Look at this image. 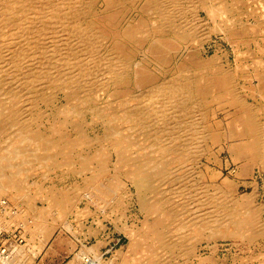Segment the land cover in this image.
Here are the masks:
<instances>
[{"label":"rangeland","instance_id":"374dc122","mask_svg":"<svg viewBox=\"0 0 264 264\" xmlns=\"http://www.w3.org/2000/svg\"><path fill=\"white\" fill-rule=\"evenodd\" d=\"M0 1H1L0 6L2 5L0 8V21H1L0 24L3 25L2 24L3 20H1V18L3 19L4 16L7 14V17L5 16L4 20L5 19L6 20H11V19L16 20L19 17L21 20L19 19L16 21H18V24L20 26H21V24H24V20H22V19L25 16L23 14H26V13L22 14L19 11H16L17 9L19 10V8L22 7L19 4L24 5L23 6L24 7L23 12H28L26 15H28L29 13L32 15V14H35L32 12L33 8L35 6H37L38 5L37 2H39V0H37V2L35 0H30V1L27 0L25 3H22V0H15V1H13V0H0ZM19 1H21V2H19ZM53 1H55V0H52V2L50 0H47L46 2H48V4H46V5L59 4V0H56L57 2H55V3ZM110 1L111 0H89L88 2H85V4L86 5L88 4V5L83 6V8H84L83 12L78 13L77 16H75L76 13L73 15V16L77 17V20L75 18V21L73 22L74 17H71L72 18L71 23H73V24H71L69 26L68 25H64V26L63 25L62 26L57 25L60 23V21H59L60 19H58L59 15L57 13H55L54 15H55V18L58 16L56 18L58 21H56V19L53 18L54 15L52 14L50 16V19L47 18L44 22H41L43 19L41 20L39 15H35V17L32 18V16L29 14V17L31 20V23L29 25L30 30L28 29L29 30L28 31L27 29H25L24 31H22V29H21V33H20V30L19 31L17 30L18 32L15 31V34L20 33L22 36H23V33H27V34H25L24 37H22L20 34L19 35L17 34L14 36L15 40H14V42H12L14 44V45L12 44L14 47L10 46L11 48L14 49V51L12 49V52H11V51H9L11 48L9 49L8 46H5L2 43L0 44V55H1L0 56V131L3 130L0 133V157L2 156V154L5 153L8 146L13 142L14 138H12V135L14 137L18 132V130L16 129V125H14V123H12L10 118H9V114L11 112H14L16 110L18 111V106L20 107V110L22 111L21 118L24 117L21 120L22 122L24 121L23 123H25V124L28 123V125L31 124L29 126L31 129L37 130V131L41 132L42 134H44V133L51 134L52 133V135H54V138L58 137V134L60 132H62L63 135H66V137L71 139L73 137L72 125L77 124L80 127L82 126L81 129H83V130H81V132L83 134H85L87 136V138L105 140L103 131H105L106 127H110L112 125V124H110L109 119H111V120L112 119H122L120 121H117L118 124L116 122V126H117L118 130H121L122 132L124 131L123 133H125L126 135L129 136L130 142L131 141L135 142V144L132 146L133 148L130 147L128 150L129 153L131 152L132 154L128 155V153H127V155L130 158H134V157H137V155H139L138 157L139 158L141 157V159L150 156V154L154 155L155 153H153V152L157 149V147L159 145H162V139L165 142H169L170 139H169V137H167V135L171 134V132H168L167 135L160 134L159 129L156 127L157 123H155L157 121V117L153 113L147 114V112L145 110H143V109L147 108L146 107L147 105L145 106V108L143 106L144 99L148 98L150 96V94L154 91L153 87H156L158 85V86L162 87L163 89L164 88L170 89L172 91V93L174 92L173 93L174 96L178 97L179 100L182 99L181 100L182 104H180V101L178 104L180 105V107L182 106L183 109H185L184 115L182 113L184 119H182L181 117H177L178 115H177V113L176 114L174 113V112H176L174 110H173L174 112H172V113L168 112L166 114V115H168V116H166L168 118V121L166 123L169 125L168 126L169 130H171V128H172L171 124L174 123L175 118H177L176 123H179L180 120L185 122L184 124L180 123L181 125L179 126L180 131L184 134L183 136H180V134L182 135L181 132L177 133L178 129L176 130L175 126L172 128L174 131V134H176L175 136L179 135L178 138H180V137L184 138L183 140L178 139L177 141H175L176 144L178 146H180V144H181L182 145L181 147L185 148L189 144V142L187 140H190V142H191L190 147L188 146L189 148H186V150L189 154L194 153L193 155H195V157H198L197 162L199 165H201V163H202V167L206 166L207 172L209 173V175L208 174L206 175L207 176L206 179L208 181V184H210L211 188H214V187L217 188V186H221V183H226V185H225L226 187L224 186L225 187L224 188L225 194H220V196H219V194H217L216 192H213L211 189V192H210L211 196L215 197V199L216 200L218 199L219 201L221 200V198L223 199L225 197L226 201L230 202L232 198H234V199L238 198L239 199V197L242 198L244 196H249L252 193L253 195L251 194V196L254 198V201L256 200L255 204H257V207L260 206V208L263 209L264 207H262V206L264 205V169H262L261 167L259 168L260 163H258L259 165H257V167L254 164H252L251 166L249 165L251 168L248 169V167H249L248 166L247 167L248 170L247 169L245 170V168H243L244 167L243 165H245V163L248 159H246V156H242V158H241V156H235V154L233 153V149L231 147L232 144H230L234 140H232V139L229 140L227 138L229 140V141H227V139H226V137H228V136H226V134L228 133L226 125H228V123H231L232 120H233L232 123L234 121L239 123L238 120L241 119L240 118L241 113H239L240 114L239 115L238 112H240V110L239 109L237 110V108H235L233 106L226 105V104H222L219 106L218 102H216V101L217 100L220 101L222 97L221 98H216V97H217V95H218V97H220L221 95L222 96L225 95V94H223L224 93L223 88L220 86V83L218 81L223 76V74H226L227 72L229 74V72H230L229 75H231V78L238 76V78L231 79V81H234V83L238 84L237 85V84H234L232 82L235 85V86L233 85L234 90L236 91L235 93H237L240 96L239 98H241L242 101H245V103L247 102L246 104H250V105L252 104L254 106H256V104H257V106L261 105L262 103L264 104V101H263L264 100L263 99L264 94H262V93L259 94L260 92H264V86H263L264 85V51H263L264 50V38H263V36H264V31H263L264 30V26H263L264 25V11H263L264 10V8H263L264 7V0H254V1L248 0L246 4H244V3H243L244 5L241 4L242 7L236 9V12L240 13V16H238V17L242 21L241 24H243L244 26H247V27L254 25L256 27L255 32H251V33H248L246 35L247 32L245 33L244 31H241V32L235 31V33L233 32L232 35H227V36L225 34L221 35V33H223V32L218 31V28L223 26V24L220 23L221 22L220 18L214 17L211 20V17H208L204 10H199L200 11L199 12V11H195L193 9V11H191L192 10L191 5L190 6L187 5V8H189V9H187L186 6L183 5L182 12L185 11V13L180 15L182 18L180 16H170V18L172 19L171 20L169 17H165V19L171 25L168 24L169 32L163 33L160 30L161 26L156 24L157 23L156 20L158 19L157 18L158 14H156L157 11L154 10V2H153L154 0H151V1L150 0H143V1L142 0H124V1L123 0H117L118 2L116 0H112V2H110ZM195 1L197 2L199 0H195ZM249 1H251L252 3ZM35 2H36V4H35V6H33ZM73 2H75V1H73ZM227 2H228V0H225V3H227ZM229 2H230V0H229ZM113 3H114V5H113ZM25 4H27L28 7L32 5L31 6L32 9H31V7L28 8L27 5H25ZM18 5H19V7H18ZM247 5H249L248 8H247ZM260 5L262 6V9H261ZM4 6H5V9H4ZM150 6H151V8H150ZM13 7H15V8H13ZM143 7H146V9ZM148 7H149V9H148ZM251 7L253 9H251ZM258 7H260V8H258ZM184 8H186V9H184ZM243 8H245V9H243ZM91 9H93L94 11H92ZM254 9H255L256 13H254V11H253ZM60 10H61V12H63V8L62 9L60 8ZM118 10H120V11L118 12ZM89 11L91 12V14ZM92 12H94V13H92ZM12 13H15V14L17 13V14L13 15ZM85 13L87 16L85 15ZM196 13H197V15H195ZM145 14L147 16H144ZM198 14H199V16H198ZM204 14H205V16H204ZM247 14H248V16H247ZM254 14H255V16H254ZM17 15H19V16H17ZM250 15L252 16V18H250L251 17ZM261 15H263V16H261ZM137 16H138V18H137ZM190 16H192V17H190ZM63 17L65 19V16H62V18ZM78 17H80L81 20ZM102 17H104V18H102ZM238 17H236V18L231 17V18L237 20ZM108 18H109V20H107ZM191 18H194V20ZM116 19L117 20L119 19V20L116 21ZM137 19L139 21H137ZM32 20H34V21H32ZM79 20H80V23H79ZM103 20H104V22H103ZM106 20L109 23L105 22ZM92 21L95 23H93ZM136 21H137V23H136ZM180 21H182V22H180ZM188 21L197 22V27H192L191 25L190 26L186 25L187 26V28H186L185 22L187 23ZM202 21H206V22H202ZM255 21H257V22H255ZM20 22H21V24H20ZM37 22H38V24H37ZM56 22H58V23L56 24ZM115 22H116V24H115ZM118 22H120L119 23L120 25L118 24ZM140 22L143 23V25ZM179 22L182 24H180ZM198 22L200 24H198ZM235 22H237V21H235ZM52 23H54L55 25L53 24L54 25L53 26ZM74 23L77 27L74 25ZM84 23H85V25H84ZM178 23H179V25H178ZM258 23L260 24V26ZM79 24H81V25H79ZM92 24L93 25L95 24V25L93 26ZM1 25H0V34L2 31V28H4V25H3V27ZM51 25L53 26V28ZM72 25H74V26H72ZM78 25L80 26L81 30L78 28ZM106 25H108L109 27H107ZM129 25H130V27H129ZM181 25H182V27L184 26L183 28H186V30L183 29L182 27H180ZM20 26H18V27H20ZM104 26L107 27L109 29V30L108 29L107 30L110 32H108L106 30V28H104ZM213 26H214V28H216V31L208 32V35L206 34L208 39L205 40L204 45H203L204 47H202V45L199 47L200 44L198 45L196 42L199 40L201 34L203 35L202 32H205L206 30L208 31L211 28L213 29ZM36 27H38V28L35 30H32ZM42 27L45 29L50 27L53 30H54V28L55 29L61 28L63 33L62 32H61L62 34L60 33L61 35H59V36H61V37H59V36H57V37L63 39V38H66L67 36H71L70 37L71 39L69 42L71 44H70L69 48H65V47H67L66 46L67 44L65 45V43L63 41L60 42V40L57 37H56L57 39L55 38L56 40L55 39H49L50 33L46 32V31L44 32V30H42ZM64 27L69 28L68 30L71 33L69 34L68 30H64ZM87 27L90 29H88ZM101 27L103 28V31L101 30L102 29ZM260 27H261V29H260ZM13 28L15 29L16 27H12L11 29L14 30ZM85 28H86V30H85ZM172 28H174V29H172ZM190 28H192V29H190ZM72 29H73V31H72ZM94 29L98 32L96 33V31ZM121 29L124 30L122 32H126V33H122L123 35L120 34ZM36 30H38V31H36ZM40 30H42L41 32H43V33L41 34V32H40V34L38 35ZM119 30H120V32H119ZM137 30H139V31L137 32ZM8 31H9L8 36H10V35L12 36L13 33L11 34L10 30H8ZM207 31L205 33H207ZM65 32H68V33H65ZM89 32H91V33H89ZM118 32H119V34H118ZM176 32H177V34H175ZM256 32H258V33H256ZM260 32H262L261 37L259 36ZM64 33H65V35H63ZM72 33H74L75 35L74 34L71 35ZM76 33H77V35H76ZM106 33L108 34V36L109 35L110 36L108 37ZM113 33H116V34L114 35ZM255 33L257 34V36ZM85 34H87V35L85 36ZM100 34L101 35L103 34L102 37L100 36ZM165 34L167 35V37ZM209 34H211V35H209ZM235 34H237V35H235ZM78 35L80 37H78ZM251 35H253V36H251ZM87 36H89V38ZM106 36L109 39H107ZM126 36L127 37L129 36V37L127 38ZM141 36H143V37H141ZM169 36H171V37L174 36V37H172V38L170 37L171 38L170 39V38H168ZM183 36H185L186 38L184 39ZM191 36H192V38H191ZM21 37H22V40H21ZM32 37H33V39L34 38L35 39L34 40L31 39ZM37 37L39 40L37 39ZM163 37H166V38H163ZM193 37H195V38H193ZM225 37H227V38H225ZM24 38H27L29 41L25 40ZM72 38H74V39H72ZM112 38H117L116 40H117L118 44L115 43L116 40L115 39L113 40ZM232 38H233V40H232ZM36 39H37L38 43L36 42ZM81 39L84 41H82ZM85 39L87 41L91 40L92 42L91 41L86 42ZM92 39H94V40H92ZM120 39H122V41ZM150 39H157V40L159 39L158 41H160L162 44L165 43L163 45L170 44V45H167L168 49L170 50L169 51L170 53L168 51H166L165 49L161 48V46H159L158 44L152 46L150 44ZM167 39H168V41L172 42V44L169 43L168 41H166ZM74 40L76 43H73ZM110 40L112 43L110 42ZM129 40L132 43V46H130L131 43L129 44ZM133 40H135V41H133ZM162 40L164 42H162ZM182 40H183V42H182ZM27 41H28V43H27ZM77 41L80 44H77L78 43ZM19 42H21V43H19ZM51 42L54 43V45ZM96 42H99V43L96 44ZM173 42H175V43H173ZM176 42H178V43L176 44ZM35 43H37V45L41 44L40 46H38V47H40L38 50H37L38 47L36 46ZM82 43H85L86 46L81 45ZM17 44H19L20 48L19 47L18 48L21 49V52L17 50L18 49V48H16ZM26 44H27V46H26ZM28 44H30V45L28 46ZM42 44L45 46H43ZM49 44L53 47L51 48ZM232 44H234V45H232ZM71 45L73 47H71ZM89 45L90 46L92 45L91 49L89 48L90 47ZM195 45H196V47H195ZM41 46H43L44 50L41 49L42 48ZM62 46L64 47V50L68 49L70 52L65 53V51L62 49L63 48ZM80 46L85 47L86 51L91 50L88 52H93V50L95 49L94 52H96V53H94V52L93 53L95 54V56H97L99 58L100 61L98 60L99 62H97L95 64V66H91L90 65L91 62L89 60H87L86 54L84 52L80 51V48H81ZM94 46L95 47L97 46V47L93 48ZM234 46H236V47H234ZM49 47L53 50V52H52V50H50ZM57 47H58V49H56ZM177 47H178V49H177ZM30 48H31V50H29ZM92 48H93V50H92ZM153 48H154V50H153ZM260 48H263V49H260ZM1 49H3V50H1ZM15 49H16V51H15ZM32 49H34V50H32ZM54 49H56V50H54ZM60 49H62L63 51ZM96 49H98L99 52ZM126 49H128L130 52L128 50L125 51ZM198 49H199V51H198ZM203 49L205 50V52ZM4 50L7 51V52H5V53H7V55L3 54ZM192 50L195 52L193 53ZM248 50H249V52H250V50L251 51L253 50V51L250 52V54H249L247 52ZM57 51H58V53H57ZM71 51H73V52H71ZM17 52H19V53H17ZM36 52L39 54L36 55ZM41 52L43 53V56H41L42 55ZM172 52H173V54H172ZM9 53H14V54L17 53L19 56L20 55L26 56L28 54L29 56L27 55L28 58L27 57L25 58V56H23V57L20 56V57L16 58L18 61H20V63L14 65V64H9V61L11 59L10 57H8ZM46 53L49 55H47ZM67 54H68V58L66 56H64ZM110 54L115 55V56L113 55L114 57L111 58V65L112 66H108L109 64L108 65L106 64L107 61L109 63V60H110L109 58L112 57ZM3 55H4V58H3ZM53 55L56 57H54ZM117 55H118V57H117ZM5 56H6V58H5ZM194 56H196V58L198 60H196ZM1 57H2V59H1ZM21 57H22V59H20ZM116 57L118 58V61H120L121 64H123L122 65L123 67L122 68L120 67V72H119L120 76L122 75L121 81H118V79H117V78H121V77H119L117 75V72H116L117 68H118L117 64L115 63V62L118 63ZM151 57L152 58L154 57V58L152 59ZM186 57H188V58H186ZM212 57L216 58L217 60H213ZM62 58L68 59V60L70 59V62L67 60L64 61ZM193 58H194V60H193ZM202 59L204 62L202 61ZM6 60H8V61H6ZM40 60H41V62H40ZM21 61H23L24 63ZM183 61L185 62V64L182 63ZM28 62H30V63H28ZM67 62H68V64H67ZM198 62H200V63L198 64ZM216 62H218V63H216ZM21 63H23V64H21ZM129 64H130V66H129ZM176 64H177V67H176ZM213 64H217V66H215L216 67L215 69L212 66ZM181 65H182V68H181ZM189 65H191V66H189ZM207 65H208V67H207ZM114 66L117 68H114ZM201 66H202V68H200ZM234 66H236L238 68H236ZM78 67H80V68H78ZM164 67H166V68H164ZM221 67H223V68H221ZM11 68H13V69H11ZM17 68H19V69H17ZM111 69H112V71H111ZM113 69L116 71L113 72L114 71ZM219 69H221V70H219ZM175 70H177V71L175 72ZM197 70L198 71L202 70V71H204V73L201 71V74H200ZM222 70L223 71L226 70V71L222 72ZM233 70L235 71L234 72L235 76L233 74ZM236 70H238V71H236ZM246 70H248V71H246ZM25 71H28V72L25 73ZM75 71H78V72H75ZM124 71H126V73ZM142 71H143V73H141ZM256 71L258 72V74ZM14 72H15V74H14ZM22 72H24V73H22ZM110 72H111V74H110ZM168 72H170V74ZM197 72H198V74H197ZM219 72L222 75L219 74ZM237 72H239V74H237ZM51 73H53V75ZM107 73H108V75H107ZM43 74H45V75H43ZM132 74L135 76V78H136V76H138L140 78L146 74L147 75L151 74V76H149L148 80L150 82H152L151 83L152 86L149 82V83H147L148 86L145 88L144 87H142V88L136 87L135 86L136 80ZM203 74H205V75L203 76ZM200 75H202L203 77H201ZM206 75H207V79L205 80ZM243 75H245V76H243ZM27 76H29L30 78ZM196 76H198V77H196ZM24 77H26V78H24ZM43 77H44V79H43ZM129 77H131V78H129ZM151 77H152V80H151ZM190 77H191V79H190ZM27 78H29L30 80L29 79L27 80ZM210 78H211V80H209ZM6 79H8V81ZM31 79H33V81ZM36 79H38V81ZM4 80H6V81L4 82ZM130 80H131V82H129ZM133 80H135V81H133ZM187 80H188V82H187ZM29 81H31L33 83H31ZM115 81H117V82H115ZM208 81L210 83L212 81V83L210 84ZM154 82H155V84H154ZM194 82L195 83L197 82V83L195 84ZM261 82H263V85ZM192 83H194L195 85H193ZM197 84H198V86H196ZM207 84H209V85H207ZM67 85H68V87H67ZM258 85L260 86L261 90H260ZM15 87H16V89H15ZM107 87H108V89H107ZM121 87H122V89H121ZM171 87H173V88H171ZM185 87H186V89H185ZM211 89H213V90H211ZM244 89H246V90H244ZM242 90H244V91H242ZM259 90H260V92H259ZM193 92H195V94ZM209 92H211V93H209ZM251 92H253V94ZM73 93H76V94L74 95ZM119 93H121V94H119ZM257 93H258V95H257ZM26 94H29V95H26ZM207 94L210 96V98ZM254 94H255V96L256 95L257 96L255 97ZM120 95L122 97L123 96L124 97L120 98L121 97ZM213 95L214 96L216 95V97H214ZM14 96H16L18 98L17 99V102L19 104L18 106L12 105V103H11V99ZM194 96H195V98H193ZM204 96H205V98H204ZM253 97H254V99L252 100ZM29 98H30V100H29ZM68 98H70V99H68ZM187 98L188 99L190 98V100H188ZM207 98H209L208 101H206ZM214 98H216V99H214ZM32 99H33V101H32ZM204 99H205L206 103L204 102ZM210 99H212V100H210ZM260 99H261V101H260ZM23 100H25V102ZM70 100H72V104L74 106L73 110H71L70 106H67V104H66L67 101L69 102ZM194 101H195V105H193L194 103H191ZM200 101H201V103H200ZM212 101H214V102H212ZM31 102H33V104ZM207 103H208V105H206ZM54 104H55V106H54ZM116 104H117V106H116ZM187 104L190 105L191 111L187 110V108L189 107ZM111 105H113V107ZM228 106H229V108H228ZM134 107L140 108L142 113L145 112L144 116L140 115L141 117H139V114L136 113L137 111H135V109H137V108L134 109ZM165 107L164 108L166 109V111H168L167 109H169V108L167 106H165ZM184 107H186V108H184ZM196 107L198 108L199 111H197V110L194 111L196 109ZM207 108H209V109H207ZM206 109H207V111H206ZM222 109H223V111H222ZM226 109H227V111H226ZM131 110H132V112H131ZM133 111H134V113H133ZM206 112H207V114H206ZM231 112L234 113V115ZM202 113H204L203 114L204 116L203 115L201 116ZM195 114L196 115L199 114L200 117H203V119L201 118L202 121H200V119L198 118L199 116H195ZM147 116H148V118H147ZM179 116H181V114ZM37 117H38V119H37ZM193 117H196V118H193ZM153 118L155 119V121L152 120ZM169 118H171V119H169ZM189 118H192V120H188ZM260 118H261V120H264V115L262 117L259 116V119ZM31 119H34V120H32L33 123L30 121ZM131 119H134L135 121L131 120ZM193 120L195 122L194 123L195 125L192 123ZM195 120H197V121H195ZM198 121H200L201 124ZM203 121H205V122H203ZM218 121H220V122H218ZM196 122L198 123L199 126H196V124H197ZM8 123H11V124H8ZM61 123H62V125L60 126ZM119 123H120V125H119ZM189 123H191V126H189L190 125ZM216 123L217 124L219 123L218 126L221 129L218 127H216V129H215L214 126H217ZM3 125H6V127L5 126L3 127ZM206 125H207V127H206ZM31 126H33V128ZM131 126H134V127H131ZM183 126H185V128H187L186 131H182L183 129L185 130V128ZM200 127L202 128L203 131L201 130ZM127 128H128V130H127ZM212 128H214V129H212ZM153 129H155V130H153ZM190 129L195 130V132H192L193 130L190 132ZM205 129H207V130H205ZM211 129H212V131H211ZM200 130L203 134L207 133V135H209L207 138H204L201 140V143H204L202 145H201L200 141L198 143V140L196 138L195 139L193 138V137H195L194 133H195V135H197ZM217 130H218V132H217ZM184 132H186V133H184ZM192 134H193V136H192ZM172 135L173 134H171L170 136H172ZM187 135H189V137ZM218 135H220V136L218 137ZM155 136L157 138H155ZM210 136H215L216 140L212 141L211 139H209ZM129 138H128V140H129ZM236 138H239V137L236 136ZM109 140H111V146H112V142L114 141V137L111 136V139H109ZM109 140L107 142H105V144L107 145L106 147L104 146L105 145L104 142H103V145H101V146L97 145V146L93 147L92 145H89V146L83 145L84 148L82 146L74 147L72 149V152L70 155H72L75 158L73 160H71L69 166L63 165L61 163V159H62L61 157L62 156L55 154L53 150H51L48 153L49 154L51 153L56 160L54 162L55 163L54 166L50 165L49 167H47V166L44 167L43 165H41V163H39L37 161H31L28 166H25V167L23 166V170L20 174L21 177H19L17 180L19 181V183L21 185L23 194L25 193L24 199H20L19 201H14V200H12V198L10 199L8 196H3V195H2L3 197H1L2 199L0 198V219H1L0 220V229H1L0 230V249L5 248V250L7 251V254H10V257H11V255H13L12 254L13 251L17 248L19 251L22 249L21 251L25 255L27 252L32 253V251L34 250L33 247H35V249H36L35 251L39 252V253L36 255V258L33 260V262L31 264H42L43 261H44L43 264H69L71 261L76 259L75 257L80 258L81 264H84L86 261L88 262L89 260L94 261V263H96V264L97 263L98 264H107V263L108 264L109 263L110 264H124V263L125 264H138V263L141 264L140 262H137L138 255H136L139 253V250L138 249L131 250L128 247L129 242H130L129 230L131 228L136 229V227H140L141 222L145 218V215L142 213L141 209H140L141 211L139 210V208H140V206L138 205L139 203L137 204L138 197L136 196L135 193H133V192H135L134 189L130 188L131 190H129V182L124 177V175H125L124 169H126V168L124 166H121L118 164V168L116 169V172L121 176L120 177L119 176L114 177V179L111 178V181H110V177L108 175V172L106 174H104L105 180L102 179V181H100V188L98 190L100 192L101 191L104 192V194H106V193L107 194L101 195L93 189L95 184H93V183H89L88 185L86 184V179L88 180V177L90 176V171L89 170L84 171V172L80 171L79 170V163L76 161L77 157H79V154H82V153H92V152L94 153L95 151L101 150V149H102V151L104 150L107 152L106 148L108 147ZM182 142H184V143H182ZM214 142H215V144H214ZM216 142H218V143H216ZM195 144H197V145L195 146ZM199 146H202L201 151H204V152H202V153L200 151L198 152V150H200V148H201ZM193 147H195V148H193ZM196 147L197 148L199 147V149H196ZM190 148H191V150H189ZM203 148L205 150H203ZM137 150H139V152ZM228 150H230V152H228ZM261 150H262L261 153L264 157V150L263 149H261ZM41 154H43V153H41ZM143 156H145V157H143ZM199 157H200V159H199ZM205 157L207 159H205ZM235 158L237 160H235ZM110 159H111L110 163H112L111 164V172H112L113 171L112 166L114 163H116V158H115V156L112 155ZM202 159H204V160H202ZM57 165H59V166H57ZM60 165H63V166L60 167ZM95 165H96L95 162H91L90 166L94 167ZM109 166H110V164H108V168H110ZM202 169H204V167ZM260 169H262V170H260ZM108 170H110V169H108ZM240 170H241V172H240ZM63 173H65V174H63ZM39 176H40V178H38ZM152 185L155 187V189L157 188L158 190L161 189L160 187H162L164 189V191H166V193H165V195L167 197L166 199H168V201L170 203H171V201H175L174 196H172V194H173L172 190H174V187L168 188V186L164 185L163 181L161 182V179H157V178L153 179ZM227 185H231V186L229 187ZM37 186H38V188H37ZM88 186H90V188ZM228 188H230V190ZM48 189L49 190L52 189V190H56V191H63L65 194H68L69 196L71 195L70 197L73 200H72L70 206L67 207L68 205H65L63 200H61V205H59L58 208L51 209L50 205L46 201L47 200L46 199V191ZM167 190L168 191L170 190V191L168 192ZM227 190H229L228 193H227ZM232 190H233V193H232ZM38 194H41V196ZM65 194H64V197L66 198ZM228 194H231V196H229ZM224 195H226V196H224ZM169 196H170V198H169ZM217 196H218V198H217ZM43 197H44V199H43ZM230 197H231V199H230ZM26 200H28V201H26ZM168 207H169L170 211L176 212V210L174 209L173 206L171 207L170 205H168ZM64 208H65V210L67 209L68 212L65 213L63 211L64 215L59 219V217L57 216L58 215L57 211L59 209L64 210ZM69 208H70V211H69ZM170 208L171 209L173 208V209L171 210ZM41 211L44 212L46 217H47L46 218L47 225L48 226L53 225L54 229H55L54 232L50 235V237L45 242L41 238H38L36 235H34V233L32 231H29V227H31V224H29L30 226L28 228L25 227V226H27V222H31L32 218H34L35 215H38L39 212H41ZM36 213H38V214H36ZM186 215L188 216V214H186ZM17 216H18V218H17ZM173 216H172V218H173ZM211 217H214V216L211 215ZM263 217H264V210H263V213L261 214L260 219H259V221H261V219H262V221L260 222L261 223L260 228L263 230V233L260 232L259 229H257V231L254 234L255 235L253 238L254 241L252 238H251L252 241L251 240L247 241L246 239L244 241V239L241 240L242 238L240 239V237L239 238L235 237V236L232 237L229 234V236L227 235L226 237H225V235L221 236V237H223L221 240H220V238H221L220 236H217L216 238H215V236L214 237L212 236L211 238L213 240L210 238L211 240H208V242L206 244H204V243L200 244L198 242V239L195 238V234H192V233H189L188 231H186L185 234L187 235V239L184 238V241H185L184 247L186 250L187 246L193 245L192 246L193 247V254H190L191 256L188 254L185 255L184 254V247H183V250L182 251L180 250V252H179L178 249H171L170 247H168L169 249L168 248L164 249V248H158L155 246L152 249V251H153L152 254H153V258H154L153 261H155L153 264H159L158 263L159 261H160V264H198L197 256H199L200 254L205 255L208 258L209 262H207V264H264V237L262 235V234H264V225H263L264 224V218ZM172 218H171V222L167 225L168 228H166V233L169 235L168 238L170 240L174 237V226L177 225L175 222V219L174 218L172 219ZM182 219H183L182 221H184L187 218L182 216ZM63 220L66 223H68V224H66L68 227L64 226ZM11 221H14V222H11ZM21 222H23V223H21ZM23 224H25V226ZM61 224H62V226H61ZM58 225H60V226H58ZM64 227H66V228H64ZM167 229H168V231H167ZM259 233L260 234L262 233L261 234L262 236ZM259 237H261V238H259ZM61 239L64 241V244L59 246V241ZM172 240H175V238H173ZM65 242H67V243H65ZM254 242H255V244H254ZM145 245H148V244L146 243ZM203 245L205 246V249H204ZM29 246L32 248H30ZM206 246H207V248H206ZM91 248L95 249L94 252L91 251L92 253L90 252ZM163 249H164V251H162ZM172 250H175V251H172ZM160 251H162V252H160ZM176 251L178 252L177 255L175 254V253H177ZM158 256H159V259H158ZM168 256H170V257H168ZM155 259L159 260V261H156ZM77 261H78V259H77ZM81 261H83V262H81ZM73 262L76 264L75 261H73Z\"/></svg>","mask_w":264,"mask_h":264},{"label":"bare ground","instance_id":"6f19581e","mask_svg":"<svg viewBox=\"0 0 264 264\" xmlns=\"http://www.w3.org/2000/svg\"><path fill=\"white\" fill-rule=\"evenodd\" d=\"M13 1H15V0H13ZM12 1V2H13ZM27 0H22V3H25ZM30 1V0H29ZM36 2H37V0H35ZM47 0H39V2H37V6H35V4H36V2L34 3V5L33 6H35L34 8H33V10H32V12L33 13H35V14H30L31 16H32V18L33 17H35V15H39L40 16V19L42 20L41 22H44L47 18H49L50 19V16L53 14H55V13H57L58 15H59V17H58V19H60L59 21H60V23L59 24H57L58 22H56V24L57 25H71V24H73V23H71V20H72V18L71 17H74L73 19V22L75 21V18H76V20H77V17H75V16H77L78 15V13H81V12H83V10H84V8H83V6L84 5H86L85 4V2H88L89 0H59V4H50V5H46V4H48V2H46ZM51 2H52V0H50ZM73 1H75V2H73ZM117 1V0H116ZM124 1V0H123ZM143 1V0H142ZM151 1V0H150ZM247 1L248 0H230V2H229V0H228V2L227 3H225V0H199V1H195V0H154L153 2H154V10L155 11H157V13L156 14H158L156 17L158 18H156L157 20H156V24L157 25H159V26H161V31L163 32V33H167V32H169V27H168V24H170V23H168V21L165 19V17H169L170 18V16H180V15H182L183 13H185V11L184 12H182V9H183V5H185L186 6V8H187V5H191V11H193V9L195 10V11H199V10H204L205 11V13H206V15L208 16V17H211V20H212V18H220L221 19V24H223V26H221L220 28H218V31H220V32H223V33H221V35L222 34H225L226 36L227 35H232L233 34V32L235 33V31H244L245 33H246V35L248 34V33H251V32H255V29H256V27L253 25V26H250V27H247V26H244L243 24H241V19L238 17V16H240V13H237L236 12V9L237 8H240V7H242V5L241 4H246L247 3ZM254 1V0H253ZM18 2V1H17ZM19 2H21V1H19ZM32 2V1H31ZM46 2V3H45ZM54 3L55 2H57L56 0L55 1H53ZM110 2H112V0L110 1ZM115 2V1H114ZM118 2V1H117ZM196 2V3H195ZM214 2V3H213ZM249 2H251V1H249ZM0 3H1V1H0ZM8 3V2H7ZM10 3V2H9ZM84 3V4H83ZM95 3V2H94ZM127 3V2H126ZM131 3V2H130ZM252 3V2H251ZM259 3V2H258ZM18 4V3H17ZM16 4V5H17ZM31 4V3H30ZM90 4V3H89ZM116 4V3H115ZM129 4V3H128ZM141 4V3H140ZM143 4V3H142ZM150 4V3H149ZM243 4V5H244ZM5 5V4H4ZM20 6H22L21 8H19V10L17 9L16 11H19L20 13H28V12H23V4H19ZM19 5H18V7H19ZM25 5H27V4H25ZM88 5V4H87ZM86 5V6H87ZM107 5V4H106ZM109 5V4H108ZM113 5H114V3H113ZM137 5V4H136ZM145 5V4H144ZM263 5V4H262ZM2 6V5H1ZM1 6H0V8H1ZM13 6V5H12ZM15 6V5H14ZM32 6V5H31ZM31 6H29L28 7V5H27V7L28 8H30ZM131 6V5H130ZM129 6V7H130ZM188 6V7H189ZM248 6L249 5H247V8H248ZM251 6V5H250ZM261 6V5H260ZM26 7V8H27ZM93 7V6H92ZM133 7V6H132ZM136 7V6H135ZM141 7V6H140ZM147 7V6H146ZM146 7H143V8H145L146 9ZM245 7V6H244ZM13 8H15V7H13ZM60 8L62 9L63 8V12H61V10H60ZM112 8V7H111ZM110 8V9H111ZM119 8V7H118ZM137 8V7H136ZM142 8V7H141ZM150 8H151V6H150ZM186 8H184V9H186ZM258 8H260V7H258ZM264 8V7H263ZM4 9H5V6H4ZM3 9V10H4ZM31 9H32V7H31ZM86 9V8H85ZM90 9V8H89ZM124 9V8H123ZM128 9V8H127ZM138 9V8H137ZM148 9H149V7H148ZM187 9H189V8H187ZM243 9H245V8H243ZM251 9H253L252 7H251ZM261 9H262V6H261ZM9 10V9H8ZM28 10V9H27ZM26 10V11H27ZM92 11H94L93 9H91ZM109 10V9H108ZM7 11V10H6ZM31 11V10H30ZM29 11V12H30ZM110 11V10H109ZM120 10H118V12H119ZM145 11V10H144ZM249 11V10H248ZM254 11V13H256L255 12V9L253 10ZM261 11V10H260ZM264 11V10H263ZM262 11V12H263ZM9 12V11H8ZM90 12V11H89ZM115 12V11H114ZM117 12V13H118ZM141 12V11H140ZM200 12V11H199ZM242 12V11H241ZM76 13V15L75 16H73L74 14ZM92 13H94V12H92ZM121 13V12H120ZM119 13V14H120ZM190 13V12H189ZM193 13V12H192ZM247 13V12H246ZM9 14V13H8ZM13 15L15 14V13H12ZM17 14V13H16ZM15 14V15H16ZM26 14H23V15H25L24 16V18L22 19V20H24V24H21V22H20V24H21V26L18 24V21H16V20H19L20 18L18 17H16L17 19L16 20H4V18H5V16L7 17V14L4 16V18L2 19L1 18V20H3L2 21V24L4 25V28H2L3 27V25H1L2 27V31H1V34H0V44L2 43V44H4L5 46H8L9 47V49L11 48L10 46H12V47H14L13 45V43L12 42H14V40H15V35H17L18 33H16L15 34V31H19L20 30V33H21V29H22V31H24L25 29H29L30 30V28H29V25H30V23H31V20H30V17H29V14L28 15H26ZM83 14V13H82ZM90 14H91V12H90ZM125 14V13H124ZM138 14V13H137ZM142 14V13H141ZM140 14V15H141ZM187 14V13H186ZM10 15V14H9ZM85 15H86V13H85ZM139 15V16H140ZM190 15V14H189ZM188 15V16H189ZM194 15V14H193ZM192 15V16H193ZM195 15H197V13L195 14ZM253 15V14H252ZM3 16V15H2ZM17 16H19V15H17ZM62 16H65V19H64V17L62 18ZM87 16V15H86ZM98 16V15H97ZM104 16V15H103ZM119 16V15H118ZM144 16H147L146 14L144 15ZM192 16H190V17H192ZM198 16H199V14H198ZM204 16H205V14H204ZM203 16V17H204ZM246 16V15H245ZM247 16H248V14H247ZM251 16V15H250ZM254 16H255V14H254ZM261 16H263V15H261ZM22 17V16H21ZM56 17V18H57ZM81 17V16H80ZM80 17H78L79 19H80ZM91 17V16H90ZM100 17V16H99ZM113 17V16H112ZM142 17V16H141ZM181 17V16H180ZM236 18V17H238V19L236 20V19H232V18ZM52 18V17H51ZM53 18H55V15H54V17ZM55 18V19H56ZM82 18V17H81ZM84 18V17H83ZM102 18H104V17H102ZM114 18V17H113ZM112 18V19H113ZM116 18V17H115ZM137 18H138V16H137ZM140 18V17H139ZM144 18V17H143ZM182 18V17H181ZM195 18V17H194ZM194 18H191V19H193L194 20ZM206 18V17H205ZM242 18V17H241ZM248 18V17H247ZM250 18H252V16L250 17ZM48 19V20H49ZM89 19V18H88ZM106 19V18H105ZM111 19V20H112ZM125 19V18H124ZM171 19V18H170ZM199 19V18H198ZM245 19V18H244ZM257 19V18H256ZM21 20V19H20ZM37 20V19H36ZM81 20V19H80ZM80 20H79V23H80ZM85 20V19H84ZM107 20H109V18L107 19ZM105 21V22H108V21ZM119 20V19H118ZM117 19H116V21H118ZM172 20V19H171ZM179 20V19H178ZM185 20V19H184ZM197 20V19H196ZM195 20V21H196ZM203 20V19H202ZM209 20V19H208ZM215 20V19H214ZM213 20V21H214ZM32 21H34V20H32ZM38 21V20H37ZM56 21H58L57 19H56ZM83 21V20H82ZM90 21V20H89ZM96 21V20H95ZM137 21H139L138 19H137ZM137 21H136V23H137ZM141 21V20H140ZM201 21V20H200ZM235 21H237V22H235ZM246 21V20H245ZM1 22V21H0ZM93 22V21H92ZM97 22V21H96ZM103 22H104V20H103ZM111 22V21H110ZM135 22V21H134ZM133 22V23H134ZM148 22V21H147ZM180 22H182V21H180ZM179 22V23H180ZM202 22H206V21H202ZM208 22V21H207ZM255 22H257V21H255ZM260 22V21H259ZM33 23V22H32ZM35 23V22H34ZM90 23V22H89ZM93 23H95V22H93ZM109 23V22H108ZM120 22H118V24H119ZM139 23V22H138ZM141 23V22H140ZM179 23H178V25H179ZM184 23V22H183ZM37 24H38V22H37ZM54 23H52V25H53ZM78 24V23H77ZM87 24V23H86ZM99 24V23H98ZM115 24H116V22H115ZM132 24V23H131ZM130 24V25H131ZM135 24V23H134ZM142 25H143V23H141ZM162 24V25H161ZM177 24V23H176ZM180 24H182V23H180ZM198 24H200L199 22H198ZM250 24V23H249ZM255 24V23H254ZM259 24V23H258ZM51 25V26H52ZM55 25V24H54ZM53 25V26H54ZM74 25H75V23H74ZM74 25H72V26H74ZM79 25H81V24H79ZM78 25V28L80 29V26ZM84 25H85V23H84ZM93 25V24H92ZM95 25V24H94ZM93 25V26H94ZM104 25V24H103ZM110 25V24H109ZM120 25V24H119ZM130 25H129V27H130ZM166 25V26H165ZM171 25V24H170ZM169 25V26H170ZM192 26V27H197V22H193V21H188L187 23L185 22V26ZM256 25V24H255ZM18 26H20V27H18ZM36 26V25H35ZM40 26V25H39ZM50 26V27H51ZM53 26H52V28H53ZM76 26V25H75ZM87 26V25H86ZM107 27H109L108 25H106ZM111 26V25H110ZM113 26V25H112ZM123 26V25H122ZM146 26V25H145ZM187 26H186V28H187ZM203 26V25H202ZM215 26V25H214ZM214 26H213V29L211 28L210 30H206L207 31V33H205V32H202L203 33V35L201 34V36H200V38H199V40L196 42L198 45H199V47L202 45V47H204L203 45H204V42H205V40H207L208 39V37L206 36V34L208 35V32H214V31H216V28H214ZM249 26V25H248ZM259 26H260V24H259ZM264 26V25H263ZM12 27H16L14 30H12L11 28ZM43 28L42 27V30H44V32L46 31V32H48V33H50V38L49 39H55L57 36H59V35H61L62 33H63V31L61 30V28L60 29H55L54 28V30L53 29H51V28ZM58 27V26H57ZM77 27V26H76ZM82 27V26H81ZM92 27V26H91ZM107 27H105L104 26V28H106V30L108 29ZM118 27V26H117ZM126 27V26H125ZM133 27V26H132ZM180 27H182V25L180 26ZM184 27V26H183ZM182 27V28H183ZM216 27V26H215ZM9 28V29H8ZM38 27H36V28H34V29H32V30H35V29H37ZM73 28V27H72ZM88 28V27H87ZM102 28V27H101ZM114 28V27H113ZM112 28V29H113ZM127 28V27H126ZM134 28V27H133ZM132 28V29H133ZM154 28V27H153ZM186 28H183V29H185L186 30ZM209 28V27H208ZM263 28V27H262ZM69 28H65L64 27V30H68ZM76 29V28H75ZM88 29H90V28H88ZM99 29V28H98ZM123 29V28H122ZM121 29V33L120 34H122V33H126V32H122V31H124V30H122ZM131 29V28H130ZM140 29V28H139ZM146 29V28H145ZM172 29H174V28H172ZM190 29H192V28H190ZM260 29H261V27H260ZM8 30H10L11 31V34H12V36L10 35V36H8ZM28 30V31H29ZM42 30H40L39 31V33H38V35L40 34V32L42 31ZM81 30V29H80ZM85 30H86V28H85ZM84 30V31H85ZM95 30V29H94ZM102 31H103V28L101 29ZM109 30V29H108ZM107 30V31H108ZM143 30V29H142ZM150 30V29H149ZM148 30V31H149ZM182 30V29H181ZM259 30V29H258ZM17 31V32H18ZM36 31H38V30H36ZM69 31V30H68ZM72 31H73V29H72ZM78 31V30H77ZM92 31V30H91ZM96 31V30H95ZM139 30H137V32H138ZM141 31V30H140ZM176 31V30H175ZM191 31V30H190ZM257 31V30H256ZM264 31V30H263ZM34 32V31H33ZM62 32V33H61ZM82 32V31H81ZM98 31H96V33H97ZM101 32V31H100ZM108 32H110V31H108ZM107 32V33H108ZM119 32H120V30H119ZM119 32H118V34H119ZM136 32V33H137ZM150 32V31H149ZM154 32V31H153ZM159 32V31H158ZM182 32V31H181ZM19 33V34H20ZM43 32H41V34H42ZM61 33V34H60ZM65 33H68V32H65ZM65 33L63 34V35H65ZM71 32L69 31V34H70ZM84 33V32H83ZM82 33V34H83ZM89 33H91V32H89ZM102 33V32H101ZM106 33V34H107ZM130 33V32H129ZM141 33V32H140ZM148 33V32H147ZM196 33V32H195ZM237 33V32H236ZM256 33H258V32H256ZM255 33V34H256ZM261 33L262 32H260V37H261ZM18 34V35H19ZM25 34H27V33H23V36L22 37H24L25 36ZM74 33H72L71 35H73ZM81 34V35H82ZM88 34V33H87ZM87 34H85V36L87 35ZM109 34V33H108ZM108 34H107V36H108ZM114 35L116 34V33H113ZM134 34V33H133ZM151 34V33H150ZM170 34V33H169ZM172 34V33H171ZM175 34H177V32L175 33ZM180 34V33H179ZM213 34V33H212ZM219 34V33H218ZM217 34V35H218ZM241 34V33H240ZM243 34V33H242ZM254 34V33H253ZM30 35V34H29ZM45 35V34H44ZM75 35V34H74ZM76 35H77V33H76ZM103 35V34H102ZM102 35L100 34V36L102 37ZM123 35V34H122ZM121 35V36H122ZM131 35V34H130ZM129 35V36H130ZM166 35V34H165ZM209 35H211V34H209ZM235 35H237V34H235ZM41 36V35H40ZM46 36V35H45ZM48 36V35H47ZM91 36V35H90ZM94 36V35H93ZM97 36V35H96ZM107 36H106V38H107ZM110 36V35H109ZM108 36V37H109ZM119 36V35H118ZM128 36V37H129ZM160 36V35H159ZM251 36H253V35H251ZM256 36H257V34H256ZM22 37H21V40H22ZM39 37V36H38ZM38 37H37V39H38ZM59 37H61V36H59ZM59 37H57L59 40H60V42H64L65 43V45L67 46V47H65V48H69V46H70V44L71 43H69L70 42V37L71 36H65L66 38H63V39H61V38H59ZM63 37V36H62ZM78 37H80L79 35H78ZM88 38H89V36H87ZM123 37V36H122ZM121 37V38H122ZM127 37V36H126ZM127 37V38H128ZM141 37H143V36H141ZM151 37V36H150ZM149 37V38H150ZM157 37V36H156ZM155 37V38H156ZM162 37V36H161ZM166 37H167V35H166ZM166 37H163V38H166ZM171 36H169L168 38H170ZM172 37H174V36H172ZM171 37V38H172ZM245 37V36H244ZM56 38V39H57ZM87 38V39H88ZM91 38V37H90ZM93 38V37H92ZM99 38V37H98ZM153 38V37H152ZM170 38V39H171ZM183 38L185 39L186 37L185 36H183ZM191 38H192V36H191ZM190 38V39H191ZM193 38H195V37H193ZM197 38V37H196ZM210 38V37H209ZM225 38H227V37H225ZM224 38V39H225ZM239 38V37H238ZM237 38V39H238ZM241 38V37H240ZM263 38H264V36H263ZM25 40H28L27 38H24ZM31 39H33V37L31 38ZM30 39V40H31ZM35 39V38H34ZM33 39V40H34ZM37 39H36V42H37ZM55 39V40H56ZM72 39H74V38H72ZM80 39V38H79ZM83 39V38H82ZM81 39V40H82ZM107 39H109V38H107ZM113 40L115 39H117V38H112ZM175 39V38H174ZM242 39V38H241ZM244 39V38H243ZM247 39V38H246ZM18 40V39H17ZM20 40V41H21ZM39 40V39H38ZM92 40H94V39H92ZM112 40V41H113ZM121 41H122V39H120ZM124 40V39H123ZM159 40V39H158ZM157 39H150V44L152 45V46H154V45H156V44H158L159 46H161V48H163V49H165L166 51H170L169 49H168V46L167 45H170V44H167V45H163V44H165V43H161L160 41H158ZM164 40V39H163ZM162 40V42H164ZM188 40V39H187ZM232 40H233V38H232ZM29 41V40H28ZM28 41H27V43H28ZM53 41V40H52ZM82 41H84V40H82ZM81 41V42H82ZM85 41L86 42H90V41H87L86 39H85ZM109 41V40H108ZM128 41V40H127ZM133 41H135V40H133ZM149 41V40H148ZM166 41H168V39L166 40ZM172 41V40H171ZM175 41V40H174ZM178 41V40H177ZM189 41V40H188ZM228 41V40H227ZM230 41V40H229ZM244 41V40H243ZM44 42V41H43ZM59 42V41H58ZM59 42V43H60ZM72 42V41H71ZM78 42V41H77ZM92 42V41H91ZM94 42V41H93ZM110 42H111V40H110ZM146 42V41H145ZM169 43H171L172 44V42H170V41H168ZM182 42H183V40H182ZM242 42V41H241ZM19 43H21V42H19ZM25 43V42H24ZM38 43V42H37ZM37 43H35L36 44V46L38 47V46H40V45H37ZM52 43V42H51ZM57 43V42H56ZM73 43H76L75 42V40H74V42ZM95 43V42H94ZM97 43H99V42H96V44ZM112 43V42H111ZM115 43H117L118 44V42H117V40H116V42ZM121 43V42H120ZM125 43V42H124ZM131 42H130V40H129V44H130ZM134 43V42H133ZM148 43V42H147ZM173 43H175V42H173ZM178 42H176V44H177ZM239 43V42H238ZM243 43V42H242ZM13 44V45H12ZM44 44V43H43ZM42 44V45H43ZM46 44V43H45ZM53 45H54V43H52ZM58 44V43H57ZM77 44H80L79 42L77 43ZM122 44V43H121ZM128 44V45H129ZM145 44V43H144ZM149 44V45H150ZM241 44V43H240ZM3 45V46H4ZM23 45V44H22ZM21 45V46H22ZM30 44H28V46H29ZM32 45V44H31ZM34 45V44H33ZM48 45V44H47ZM50 45V44H49ZM76 45V44H75ZM74 45V46H75ZM81 45H85V43H82ZM93 45V44H92ZM91 45V46H92ZM95 45V44H94ZM115 45V44H114ZM120 45V44H119ZM134 45V44H133ZM174 45V44H173ZM172 45V46H173ZM179 45V44H178ZM232 45H234V44H232ZM242 45V44H241ZM17 47L16 48H18L19 47V44H17L16 45ZM24 46V45H23ZM26 46H27V44H26ZM43 46H45V45H43ZM43 46H41L42 48L41 49H43ZM59 46V45H58ZM86 46V45H85ZM90 46V45H89ZM91 46L89 47L90 49H91ZM100 46V45H99ZM116 46V45H115ZM130 46H132V43L130 44ZM129 46V47H130ZM135 46V45H134ZM237 46V45H236ZM236 46H234V47H236ZM244 46V45H243ZM2 47V46H1ZM50 47L52 48L53 46H51L50 45ZM49 47V48H50ZM61 47V46H60ZM63 47V46H62ZM71 47H73L72 45H71ZM81 47V46H80ZM79 47V48H80ZM97 47V46H96ZM95 46L93 47V48H96ZM105 47V46H104ZM119 47V46H118ZM138 47V46H137ZM174 47V46H173ZM195 47H196V45H195ZM198 47V46H197ZM5 48V47H4ZM20 48V47H19ZM17 49L18 51H20L21 52V49ZM40 47H38L37 48V50L39 49ZM50 48V50H52ZM75 48V47H74ZM78 48V49H79ZM87 48V47H86ZM93 48H92V50H93ZM116 48V47H115ZM136 48V47H135ZM139 48V47H138ZM142 48V47H141ZM171 48V47H170ZM176 48V47H175ZM174 48V49H175ZM252 48V47H251ZM8 49V48H7ZM6 49V50H7ZM8 49V50H9ZM12 49L13 48H11L9 51H11L12 52ZM56 49H58V47L56 48ZM56 49H54V50H56ZM63 50H64V47L62 48ZM62 49H60V50H62ZM99 49V48H98ZM98 49H96L97 51H98ZM119 49V48H118ZM131 49V48H130ZM151 49V48H150ZM173 49V48H172ZM171 49V50H172ZM177 49H178V47H177ZM219 49V48H218ZM238 49V48H237ZM248 49V48H247ZM260 49H263V48H260ZM1 50H3V49H1ZM29 50H31V48L29 49ZM32 50H34V49H32ZM44 50V49H43ZM59 50V51H60ZM62 50V51H63ZM95 50V49H94ZM94 50H93V52H94ZM111 50V49H110ZM128 49H126L125 51H127ZM149 50V49H148ZM153 50H154V48H153ZM204 50V49H203ZM215 50V49H214ZM13 51H14V49H13ZM15 51H16V49H15ZM27 51V50H26ZM36 51V50H35ZM65 51V53H69L70 51L68 50V49H65L64 50ZM80 51L81 52H84L85 54H86V57H87V60H89L90 62H91V66H95V64L97 63V62H99L100 60H99V58L97 57V56H95V54L94 53H96V52H88V51H91V50H88V51H86L85 50V47H81L80 48ZM106 51V50H105ZM129 51V50H128ZM134 51V50H133ZM193 51V50H192ZM191 51V52H192ZM198 51H199V49H198ZM236 51V50H235ZM238 51V50H237ZM253 51V50H252ZM251 50H250V52H252ZM264 51V50H263ZM5 52H7V51H5L4 50V52H3V54H5V55H7V53H5ZM25 52V51H24ZM33 52V51H32ZM52 52H53V50H52ZM71 52H73V51H71ZM99 52V51H98ZM97 52V53H98ZM101 52V51H100ZM119 52V51H118ZM130 52V51H129ZM135 52V51H134ZM137 52V51H136ZM141 52V51H140ZM195 51H193V53H194ZM204 52H205V50H204ZM203 52V53H204ZM249 54H250V52H249V50L247 51ZM261 52V51H260ZM17 53H19V52H17ZM17 53H9L8 54V57H10L11 59H10V61H9V64H14V65H16V64H18V63H20V61H18L16 58H18V57H20V56H22V55H18ZM34 53V52H33ZM42 53V52H41ZM49 53V52H48ZM57 53H58V51H57ZM64 53V52H63ZM126 53V52H125ZM128 53V52H127ZM170 53V52H169ZM192 53V54H193ZM197 53V52H196ZM23 54V53H22ZM37 54H39V53H37L36 52V55ZM47 54V53H46ZM54 54V53H53ZM72 54V53H71ZM131 54V53H130ZM172 54H173V52H172ZM239 54V53H238ZM263 54V53H262ZM28 55V54H27ZM27 55L25 56V55H23V56H25V58L27 57ZM47 55H49V54H47ZM62 55V54H61ZM111 55V54H110ZM114 54H112L111 56L112 57H110L109 59V63H108V61L106 62V64L108 65V66H112L111 65V58H113L114 56H113ZM155 55V54H154ZM171 55V54H170ZM195 55V54H194ZM199 55V54H198ZM1 56V55H0ZM22 56V57H23ZM29 56V55H28ZM33 56V55H32ZM41 56H43V53H42V55ZM54 56V55H53ZM52 56V57H53ZM64 56H66L67 58H68V54L67 55H64ZM74 56V55H73ZM84 56V55H83ZM82 56V57H83ZM168 56V55H167ZM190 56V55H189ZM22 57L20 58V59H22ZM50 57V56H49ZM48 57V58H49ZM51 57V58H52ZM54 57H56V56H54ZM60 57V56H59ZM58 57V58H59ZM65 57V58H66ZM71 57V56H70ZM79 57V56H78ZM85 57V58H86ZM117 57H118V55H117ZM116 57V58H117ZM155 57V56H154ZM153 57V58H154ZM169 57V56H168ZM173 57V56H172ZM195 57V59L196 60H198L197 58H196V56H194ZM199 57V56H198ZM202 57V56H201ZM3 58H4V55H3ZM5 58H6V56H5ZM28 58V57H27ZM76 58V57H75ZM74 58V59H75ZM152 58V57H151ZM152 58V59H153ZM156 58V57H155ZM171 58V57H170ZM186 58H188V57H186ZM213 58V57H212ZM252 58V57H251ZM1 59H2V57H1ZM42 59V58H41ZM53 59V58H52ZM64 61H69L70 62V59L68 60V59H64V58H62ZM79 59V58H78ZM105 59V58H104ZM192 59V58H191ZM201 59V58H200ZM210 59V58H209ZM208 59V60H209ZM36 60V59H35ZM44 60V59H43ZM62 60V61H63ZM99 60V61H98ZM115 60V59H114ZM120 60V59H119ZM193 60H194V58H193ZM192 60V61H193ZM213 60H217L216 58H213ZM6 61H8V60H6ZM51 61V60H50ZM76 61V60H75ZM86 61V60H85ZM102 61V60H101ZM117 61H118V58H117ZM188 61V60H187ZM200 61V60H199ZM202 61H203V59H202ZM201 61V62H202ZM207 61V60H206ZM21 62H23V61H21ZM40 62H41V60H40ZM77 62V61H76ZM88 62V61H87ZM142 62V61H141ZM204 62V61H203ZM225 62V61H224ZM245 62V61H244ZM4 63V62H3ZM24 63V62H23ZM23 63H21V64H23ZM26 63V62H25ZM28 63H30V62H28ZM44 63V62H43ZM116 64H117V67H115L114 66V68H117V71L116 70H114L113 72H117V75L119 76V77H121L120 76V67L122 68L123 66V64H121V62L120 61H118V63L117 62H115ZM124 63V62H123ZM182 63H184L185 64V62L183 61ZM188 63V62H187ZM200 62H198V64H199ZM216 63H218V62H216ZM229 63V62H228ZM20 64V65H21ZM27 64V63H26ZM51 64V63H50ZM60 64V63H59ZM64 64V63H63ZM62 64V65H63ZM67 64H68V62H67ZM73 64V63H72ZM158 64V63H157ZM202 64V63H201ZM258 64V63H257ZM42 65V64H41ZM44 65V64H43ZM75 65V64H74ZM203 65V64H202ZM225 65V64H224ZM253 65V64H252ZM256 65V64H255ZM81 66V65H80ZM103 66V65H102ZM129 66H130V64H129ZM132 66V65H131ZM171 66V65H170ZM173 66V65H172ZM185 66V65H184ZM189 66H191V65H189ZM211 66V65H210ZM213 67H214V69L216 68L215 66H217V64H213L212 65ZM220 66V65H219ZM237 66V65H236ZM236 66H234V67H236ZM18 67V66H17ZM83 67V66H82ZM107 67V66H106ZM134 67V66H133ZM168 67V66H167ZM176 67H177V64H176ZM207 67H208V65H207ZM212 67V68H213ZM25 68V67H24ZM56 68V67H55ZM63 68V67H62ZM78 68H80V67H78ZM159 68V67H158ZM164 68H166V67H164ZM174 68V67H173ZM181 68H182V65H181ZM185 68V67H184ZM193 68V67H192ZM200 68H202V66L200 67ZM206 68V67H205ZM221 68H223V67H221ZM236 68H238V67H236ZM3 69V68H2ZM11 69H13V68H11ZM17 69H19V68H17ZM23 69V68H22ZM21 69V70H22ZM27 69V68H26ZM37 69V68H36ZM77 69V68H76ZM89 69V68H88ZM93 69V68H92ZM140 69V68H139ZM195 69V68H194ZM193 69V70H194ZM199 69V68H198ZM234 69V68H233ZM43 70V69H42ZM47 70V69H46ZM84 70V69H83ZM86 70V69H85ZM99 70V69H98ZM164 70V69H163ZM172 70V69H171ZM196 70V69H195ZM194 70V71H195ZM217 70V69H216ZM219 70H221V69H219ZM255 70V69H254ZM2 71V70H1ZM31 71V70H30ZM44 71V70H43ZM48 71V70H47ZM110 71V70H109ZM111 71H112V69H111ZM162 71V70H161ZM177 70H175V72H176ZM198 71V70H197ZM202 71V70H201ZM201 71H198L200 74H201ZM210 71V70H209ZM218 71V70H217ZM226 71V70H225ZM225 71H223L222 70V72H225ZM230 71V70H229ZM236 71H238V70H236ZM246 71H248V70H246ZM26 72H28V71H25V73ZM32 72V71H31ZM61 72V71H60ZM75 72H78V71H75ZM98 72V71H97ZM112 72V73H113ZM123 72V71H122ZM125 73H126V71H124ZM185 72V71H184ZM196 72V71H195ZM198 72H197V74H198ZM203 73H204V71H202ZM208 72V71H207ZM235 71L233 70V74H234V76H235V73H234ZM240 72V71H239ZM239 72H237V74H239ZM254 72V71H253ZM257 72V71H256ZM261 72V71H260ZM22 73H24V72H22ZM43 73V72H42ZM89 73V72H88ZM91 73V72H90ZM106 73V72H105ZM141 73H143V71L141 72ZM169 74H170V72H168ZM178 73V72H177ZM206 73V72H205ZM210 73V72H209ZM216 73V72H215ZM246 73V72H245ZM14 74H15V72H14ZM37 74V73H36ZM52 75H53V73H51ZM65 74V73H64ZM86 74V73H85ZM110 74H111V72H110ZM123 74V73H122ZM153 74V73H152ZM175 74V73H174ZM208 74V73H207ZM219 74H221L220 72H219ZM229 74H230V72H229ZM228 74V72L226 73V74H223V76L219 79V83H220V86L223 88V91H224V93L223 94H225V95H221L220 97H218V95H217V97H216V95L214 96V97H216V98H221V100L220 101H216V102H218V104H219V106L220 105H222V104H226V105H229V106H233V107H235V108H237V110L239 109L240 110V112H238V114L239 113H241V115H240V120H238L239 121V123H237V122H233L232 123V121H231V123H228V125H226L227 126V130H228V133L226 134V136H228V137H226V139L228 138L229 140H234V141H232V143H230V144H232V149H233V153L235 154V156H241V158H242V156H246V159H248L247 161H246V163H245V165H243L244 167L243 168H245V170L247 169V167L250 165H252V164H254L256 167H257V165H259L258 163H260V165H259V168L261 167L262 169H264V157H263V155H262V150L261 149H263L264 150V120H261V118L259 119V116H263L264 115V104L262 103H260L261 105H259V106H257V104H256V106H254V105H250V104H246L245 103V101H242L241 100V98H239L240 96L237 94V93H235L236 91L234 90V87H233V85L234 84H237V83H234V81H231V79H236V78H238V76L236 77H234V78H231V75H229ZM232 74V75H233ZM244 74V73H243ZM250 74V73H249ZM257 74H258V72H257ZM21 75V74H20ZM43 75H45V74H43ZM48 75V74H47ZM89 75V74H88ZM107 75H108V73H107ZM133 75V74H132ZM173 75V74H172ZM178 75V74H177ZM205 74H203V76H204ZM212 75V74H211ZM215 75V74H214ZM222 75V74H221ZM242 75V74H241ZM246 75V74H245ZM245 75H243V76H245ZM39 76V75H38ZM134 76V75H133ZM149 76H151V74L149 75H144L143 77H138V76H136V78H135V76H134V78H135V80H136V84H135V86L136 87H138V88H142V87H147L148 85H147V83H149L150 81L148 80L149 79ZM201 77H203L202 75H200ZM217 76V75H216ZM247 76V75H246ZM249 76V75H248ZM2 77V76H1ZM5 77V76H4ZM14 77V76H13ZM27 77H29V76H27ZM73 77V76H72ZM81 77V76H80ZM115 77V76H114ZM124 77V76H123ZM132 77V76H131ZM131 77H129V78H131ZM153 77V76H152ZM152 77H151V80H152ZM196 77H198V76H196ZM195 77V78H196ZM233 77V76H232ZM6 78V77H5ZM15 78V77H14ZM24 78H26V77H24ZM30 78V77H29ZM29 78H27V80L29 79ZM46 78V77H45ZM59 78V77H58ZM126 78V77H125ZM244 78V77H243ZM255 78V77H254ZM43 79H44V77H43ZM118 79V81H121L122 80V77L121 78H117ZM190 79H191V77H190ZM189 79V80H190ZM207 79V75H206V77H205V80ZM215 79V78H214ZM218 79V78H217ZM252 79V78H251ZM250 79V80H251ZM7 81H8V79H6ZM6 80H4V82L6 81ZM23 80V79H22ZM30 80V79H29ZM32 81H33V79H31ZM37 81H38V79H36ZM135 80H133V81H135ZM167 80V79H166ZM209 80H211V78L209 79ZM18 81V80H17ZM25 81V80H24ZM154 81V80H153ZM191 81V80H190ZM29 82H31V81H29ZM74 82V81H73ZM83 82V81H82ZM81 82V83H82ZM86 82V81H85ZM84 82V83H85ZM115 82H117V81H115ZM129 82H131V80L129 81ZM128 82V83H129ZM172 82V81H171ZM187 82H188V80H187ZM209 82V81H208ZM234 84H233V83ZM246 82V81H245ZM31 83H33V82H31ZM87 83V82H86ZM152 82H150V84H151ZM173 83V82H172ZM185 83V82H184ZM191 83V82H190ZM195 83V82H194ZM194 83H192L193 85H195ZM210 83V82H209ZM211 83H212V81H211ZM210 83V84H211ZM247 83V82H246ZM258 83V82H257ZM262 83V85H263V82H261ZM72 84V83H71ZM70 84V85H71ZM127 84V83H126ZM154 84H155V82H154ZM191 84V85H192ZM206 84V83H205ZM216 84V83H215ZM260 84V83H259ZM29 85V84H28ZM31 85V84H30ZM39 85V84H38ZM45 85V84H44ZM57 85V84H56ZM124 85V84H123ZM122 85V86H123ZM128 85V84H127ZM157 85V84H156ZM207 85H209V84H207ZM238 85V84H237ZM19 86V85H18ZM35 86V85H34ZM64 86V85H63ZM81 86V85H80ZM107 86V85H106ZM132 86V85H131ZM134 86V87H135ZM151 86H152V84H151ZM162 86V85H161ZM167 86V85H166ZM196 86H198V84L196 85ZM200 86V85H199ZM216 86V85H215ZM218 86V85H217ZM235 86V85H234ZM259 86V85H258ZM264 86V85H263ZM28 87V86H27ZM37 87V86H36ZM35 87V88H36ZM51 87V86H50ZM67 87H68V85H67ZM83 87V86H82ZM115 87V86H114ZM113 87V88H114ZM165 87V86H164ZM188 87V86H187ZM193 87V86H192ZM243 87V86H242ZM252 87V86H251ZM262 87V86H261ZM11 88V87H10ZM154 88V91L150 94V96L148 97V98H145L144 99V103H143V106H144V108H145V106L147 107V108H145V109H143V110H145L146 112H147V114L149 113V114H154L156 117H157V121L155 122V123H157L156 124V127L159 129V131H160V134H163V135H167L168 134V132H171V134H173L172 136H170V135H167V137H169V142H165V141H163V139H162V145H159L158 147H157V149L153 152V153H155L154 155L153 154H150V156H148V157H145V156H143V157H145V158H143V159H141V157L139 158L138 156L139 155H137V157H134V158H130L128 155H130V154H132L131 152L129 153V148L131 147V148H133L132 146L135 144V142H133V141H131L130 142V138H129V136L128 135H126L125 133H123L121 130H118V128H117V126H116V122L117 121H120V120H122V119H109V122H110V124H112L110 127H106V129H105V131H103L104 133V139L105 140H100V139H89V138H87V136L85 135V134H83L82 132H81V130H83V129H81V127L79 126V125H77V124H74V125H72V131H73V137L70 139V138H68V137H66V135H63L62 134V132H60L59 134H58V137H56V138H54V135H52V133L51 134H47V133H44V134H42L41 132H39V131H37V130H34V129H31L29 126L31 125H28V123H23L21 120L24 118H21V113H22V111L20 110V107L18 106L19 104H18V102H17V97L16 96H14L12 99H11V103H12V105H17L18 106V111L16 110V111H14V112H11L10 114H9V118H10V120H11V122L12 123H14V125H16V129L18 130V132H17V134L13 137V135H12V138H14V140H13V142L8 146V148H7V152L5 151V153L4 154H2V156L0 157V198L1 197H3V196H8L10 199L12 198V200H14V201H19L20 199H24V194H23V191H22V188H21V185H20V183H19V181L17 180L19 177H21L20 176V174H21V172H22V170H23V166L25 167V166H28L29 164H30V162L31 161H37V162H39V163H41V165H43L44 167L45 166H47V167H49L50 165H52V166H54L55 165V158H54V156L50 153H48V152H50L51 150H53L54 151V153L55 154H57V155H61L62 157V159H61V163L63 164V165H67V166H69L70 165V162H71V160H73L75 157H73L72 155H70L71 154V152H72V149L74 148V147H79V146H82L83 147V145H92L93 147H95V146H97V145H103V142H104V144H105V142H107L109 139H111V136L112 137H114V141L112 142V146H111V140H109V144H108V147L106 148V150H107V152L106 151H102V149L101 150H97V151H95L94 153L92 152V153H82V154H79V157H77V162L79 163V170L80 171H87V170H89L90 171V176L88 177V180L86 179V184L88 185L89 183H93V184H95V186L93 187V189L95 190V191H97L99 194H101V195H106V194H104V192H100L98 189L100 188V181H102V179H104L105 178V176H104V174H106L107 172H108V175H109V177H110V181H111V178L112 179H114V177H120L121 175H119L117 172H116V169L118 168V164L119 165H121V166H124L126 169H124V171H125V175H124V177L128 180V182H129V190H131L130 188H133L134 189V191L135 192H133V193H135L136 194V196L138 197V202H137V204L140 206V208H139V210L141 209L142 210V213L145 215V218H144V220L141 222V225H140V227H136V229L135 228H131L130 230H129V235H130V242H129V245H128V247L131 249V250H136V249H138L139 250V253L138 254H136V255H138V260H137V262H140L141 264H153L155 261H153V254H152V249L156 246V247H158V248H164V249H166V248H168V247H170L171 249H178L179 250V252H180V250L182 251L183 250V247H184V243H185V241H184V238L185 239H187V235L185 234V232L186 231H188L189 233H192V234H195V238L196 239H198V242L200 243V244H206L207 242H208V240H211L212 238V236L214 237L215 236V238L217 237V236H224L225 235V237L228 235L229 236V234L233 237V236H235V237H240V239L241 240H243L244 239V241H245V239L247 240V241H249V240H251V238L253 239L254 238V234H255V232L257 231V229H259L260 230V232H262L263 233V230L260 228V225H261V221H262V219H261V221H259V219H260V216H261V214L263 213V210H264V208L263 209H261L260 208V206H258L257 207V204H255V201H254V198L251 196V194L249 195V196H244V197H242V198H240L239 197V199L238 198H232L231 199V197H230V199H231V201L228 203L227 201H226V199H225V197L222 199L221 198V200L219 201L218 199L216 200L215 199V197H213V196H211V189H212V191L213 192H216L217 194H219V196H220V194H225V185H226V183H221V186H217V188L216 187H214V188H211V186H210V184H208V181H207V179H206V175L208 174L209 175V173L207 172V168H206V166H203L204 167V169H202L203 167H202V163H201V165H199L198 164V162H197V158L198 157H195V155H193L194 153H192V154H189L188 152H187V150H186V148H189L190 147V144H191V142H190V140H187L188 142H189V144L185 147V148H183V147H181L182 145L180 144V146H178L177 144H176V142L175 141H177L178 139H184L183 137L181 138H178V136L179 135H177V136H175L176 134H174V131H173V127L175 126V128H176V130L178 129V132L177 133H180L181 131H180V128H179V126L183 123H185V122H183V121H181L180 120V122L179 123H176V119L177 118H175V120H174V123L173 124H171V126H172V128H171V130H169L168 129V124L166 123L167 121H168V118L166 117V116H168V115H166L168 112H174V111H176V112H174L175 114L177 113V117H181L182 119H184L183 118V115H184V110L185 109H183V107L181 106L180 107V105L178 104L179 103V101H180V104H182L181 103V100H179L178 99V97H176V96H174L173 95V93H172V91L170 90V89H163L162 87H160V86H156V87H153ZM171 88H173V87H171ZM240 88V87H239ZM247 88V87H246ZM253 88V87H252ZM258 88V87H257ZM259 88H260V86H259ZM15 89H16V87H15ZM85 89V88H84ZM107 89H108V87H107ZM121 89H122V87H121ZM185 89H186V87H185ZM214 89V88H213ZM213 89H211V90H213ZM221 89V88H220ZM242 89V88H241ZM263 89V88H262ZM5 90V89H4ZM12 90V89H11ZM24 90V89H23ZM90 90V89H89ZM100 90V89H99ZM115 90V89H114ZM117 90V89H116ZM119 90V89H118ZM125 90V89H124ZM184 90V89H183ZM194 90V89H193ZM244 90H246V89H244ZM244 90H242V91H244ZM253 90V89H252ZM260 90H261V88H260ZM260 90H259V92H260ZM122 91V90H121ZM129 91V90H128ZM181 91V90H180ZM263 91V90H262ZM23 92V91H22ZM218 92V91H217ZM13 93V92H12ZM32 93V92H31ZM39 93V92H38ZM45 93V92H44ZM67 93V92H66ZM65 93V94H66ZM127 93V92H126ZM141 93V92H140ZM148 93V92H147ZM192 93V92H191ZM194 94H195V92H193ZM209 93H211V92H209ZM215 93V92H214ZM252 94H253V92H251ZM256 93V92H255ZM264 94V92H260L259 94ZM55 94V93H54ZM53 94V95H54ZM74 95L76 94V93H73ZM107 94V93H106ZM119 94H121V93H119ZM129 94V93H128ZM197 94V93H196ZM250 94V93H249ZM16 95V94H15ZM26 95H29V94H26ZM31 95V94H30ZM49 95V94H48ZM56 95V94H55ZM73 95V96H74ZM90 95V94H89ZM125 95V94H124ZM141 95V94H140ZM189 95V94H188ZM208 95V94H207ZM206 95V96H207ZM251 95V94H250ZM257 95H258V93H257ZM256 95V96H257ZM19 96V95H18ZM112 96V95H111ZM117 96V95H116ZM121 96V95H120ZM192 96V95H191ZM199 96V95H198ZM209 96V95H208ZM207 96V97H208ZM246 96V95H245ZM252 96V95H251ZM254 96H255V94H254ZM255 96V97H256ZM36 97V96H35ZM92 97V96H91ZM124 97V96H123ZM122 96L120 97V98H123ZM140 97V96H139ZM143 97V96H142ZM259 97V96H258ZM262 97V96H261ZM119 98V99H120ZM127 98V97H126ZM180 98V97H179ZM193 98H195V96L193 97ZM203 98V97H202ZM204 98H205V96H204ZM209 98H210V96H209ZM209 98H207V100L206 101H208L209 100ZM212 98V97H211ZM216 98H214V99H216ZM36 99V98H35ZM43 99V98H42ZM68 99H70V98H68ZM184 99V98H183ZM188 99V98H187ZM254 99V97L252 98V100ZM264 99V98H263ZM262 99V100H263ZM5 100V99H4ZM29 100H30V98H29ZM186 100V99H185ZM188 100H190V98L188 99ZM202 100V99H201ZM210 100H212V99H210ZM259 100V99H258ZM24 102H25V100H23ZM32 101H33V99H32ZM43 101V100H42ZM71 101V102H70ZM69 102L67 101V106H70V109L71 110H73L74 109V106H73V104H72V100H70ZM97 101V100H96ZM203 101V100H202ZM260 101H261V99H260ZM264 101V100H263ZM27 102V101H26ZM186 102V101H185ZM197 102V101H196ZM199 102V101H198ZM204 102H205V99H204ZM212 102H214V101H212ZM255 102V101H254ZM253 102V103H254ZM32 104H33V102H31ZM41 103V102H40ZM120 103V102H119ZM131 103V102H130ZM191 103H194L193 105H195V101L194 102H191ZM190 103V104H191ZM200 103H201V101H200ZM206 103V102H205ZM209 103V102H208ZM208 103L206 104V105H208ZM29 104V103H28ZM72 104V105H71ZM142 104V103H141ZM198 104V103H197ZM196 104V105H197ZM204 104V103H203ZM188 105V104H187ZM210 105V104H209ZM27 106V105H26ZM29 106V105H28ZM35 106V105H34ZM54 106H55V104H54ZM112 107H113V105H111ZM116 106H117V104H116ZM165 106H167L169 109H167L168 111H166V107ZM189 106V107H188ZM187 107V110H189V111H191V108H190V105H188ZM203 106V105H202ZM229 106H228V108H229ZM115 107V106H114ZM165 107V108H164ZM194 107V106H193ZM204 107V106H203ZM207 107V106H206ZM210 107V106H209ZM224 107V106H223ZM10 108V107H9ZM135 108H137V107H134V109ZM184 108H186V107H184ZM227 108V107H226ZM234 108V109H235ZM45 109V108H44ZM114 109V108H113ZM207 109H209V108H207ZM207 109H206V111H207ZM30 110V109H29ZM140 110V108H137V109H135V111H137L136 113H138L139 114V117H141L142 115L144 116V113H142L141 112V110ZM174 110V111H173ZM199 111L198 110V108L196 107V109L194 110V111ZM51 111V110H50ZM108 111V110H107ZM193 111V110H192ZM220 111V110H219ZM222 111H223V109H222ZM226 111H227V109H226ZM104 112V111H103ZM115 112V111H114ZM131 112H132V110H131ZM140 112V113H139ZM203 112V111H202ZM236 112V111H235ZM24 113V112H23ZM46 113V112H45ZM133 113H134V111H133ZM182 113H183V115H182ZM189 113V112H188ZM194 113V112H193ZM232 113V112H231ZM89 114V113H88ZM123 114V113H122ZM181 114V116H179ZM192 114V113H191ZM204 113H202L201 114V116L203 115ZM206 114H207V112H206ZM233 115H234V113H232ZM237 114V115H238ZM53 115V114H52ZM119 115V114H118ZM141 115V116H140ZM170 115V114H169ZM172 115V114H171ZM186 115V114H185ZM227 115V114H226ZM80 116V115H79ZM117 116V115H116ZM195 116H199V114H195ZM204 116V115H203ZM206 116V115H205ZM39 117V116H38ZM38 117H37V119H38ZM43 117V116H42ZM48 117V116H47ZM235 117V116H234ZM36 118V117H35ZM109 118V117H108ZM134 118V117H133ZM147 118H148V116H147ZM173 118V117H172ZM193 118H196V117H193ZM199 119H200V121H202V119H203V117H198ZM202 118V119H201ZM233 118V117H232ZM94 119V118H93ZM169 119H171V118H169ZM179 119V118H178ZM230 119V118H229ZM263 119V118H262ZM27 120V119H26ZM29 120V119H28ZM32 120H34V119H31L30 121L32 122ZM131 120H134V119H131ZM153 121H155V119L153 118L152 119ZM151 120V121H152ZM187 120V119H186ZM185 120V121H186ZM188 120H192V118H189ZM187 120V121H188ZM206 120V119H205ZM235 120V119H234ZM135 121V120H134ZM195 121H197V120H195ZM200 121H198L199 123H200ZM203 122H205V121H203ZM218 122H220V121H218ZM33 123V122H32ZM57 123V122H56ZM171 123V122H170ZM181 123V124H180ZM193 124L195 123L194 122V120H193V122H192ZM197 123V122H196ZM226 123V122H225ZM2 124V123H1ZM6 124V123H5ZM8 124H11V123H8ZM117 124H118V122H117ZM190 125L189 126H191V123H189ZM201 124V123H200ZM221 124V123H220ZM13 125V124H12ZM62 125V123L60 124V126ZM119 125H120V123H119ZM145 125V124H144ZM152 125V124H151ZM195 125V124H194ZM216 125L217 126H214L215 127V129H216V127H218V128H220L218 125H219V123L217 124L216 123ZM222 125V124H221ZM2 126V125H1ZM6 127V125H3V127ZM141 126V125H140ZM196 126H199L198 125V123L196 124ZM204 126V125H203ZM202 126V127H203ZM14 127V126H13ZM32 128H33V126H31ZM36 127V126H35ZM131 127H134V126H131ZM184 128H185V126H183ZM206 127H207V125H206ZM8 128V127H7ZM6 128V129H7ZM156 128V129H157ZM201 128V127H200ZM3 129V128H2ZM13 129V128H12ZM121 129V128H120ZM123 129V128H122ZM183 129V128H182ZM186 129L187 128H185V130L183 129L182 131H186ZM212 129H214V128H212ZM212 129H211V131H212ZM221 129V128H220ZM223 129V128H222ZM125 130V129H124ZM127 130H128V128H127ZM138 130V129H137ZM153 130H155V129H153ZM193 130V129H192ZM191 129H190V132L192 131ZM201 130H202V128H201ZM201 130L198 132V134L197 135H195V133H194V136L195 137H193L194 139L196 138L197 140H198V143H199V141H200V143H201V140L202 139H204V138H207L209 135H207V133L205 134H203L202 132H201ZM205 130H207V129H205ZM3 130H1L0 131V133L2 132ZM42 131V130H41ZM70 131V130H69ZM90 131V130H89ZM150 131V130H149ZM173 131V132H172ZM198 131V130H197ZM203 131V130H202ZM221 131V130H220ZM6 132V131H5ZM188 132V131H187ZM192 132H195V130H193ZM207 132V131H206ZM217 132H218V130H217ZM147 133V132H146ZM182 133V132H181ZM184 133H186V132H184ZM189 133V132H188ZM209 133V132H208ZM213 133V132H212ZM221 133V132H220ZM133 134V133H132ZM210 134V133H209ZM223 134V133H222ZM184 134L182 133V135L180 134V136H183ZM190 135V134H189ZM189 135H187L188 137H189ZM212 135V134H211ZM217 135V134H216ZM224 135V134H223ZM152 136V135H151ZM192 136H193V134H192ZM220 135H218V137H219ZM236 136L237 137H239V138H236ZM159 137V136H158ZM166 137V136H165ZM166 137V138H167ZM224 137V136H223ZM222 137V138H223ZM128 138H129V140H128ZM148 138V137H147ZM146 138V139H147ZM155 138H157L156 136H155ZM154 138V139H155ZM187 138V137H186ZM216 137L215 136H210V138L209 139H211L212 141H215L216 139H215ZM221 138V137H220ZM219 138V139H220ZM227 139V141H229ZM186 140V139H185ZM140 142V141H139ZM171 142V143H170ZM186 142V141H185ZM194 142V141H193ZM203 142V141H202ZM10 143V142H9ZM180 143V142H179ZM182 143H184V142H182ZM213 143V142H212ZM216 143H218V142H216ZM155 144V143H154ZM202 144H204V143H201V145ZM214 144H215V142H214ZM184 145V144H183ZM193 145V144H192ZM191 145V146H192ZM197 144H195V146H196ZM199 145V144H198ZM105 147L107 146L106 144L104 145ZM156 146V145H155ZM189 146V147H188ZM199 147H201L200 148V150H198V152L200 151L201 153L202 152H204V151H201V149H202V146H199ZM199 147L197 148L196 147V149H199ZM227 147V146H226ZM84 148V147H83ZM193 148H195V147H193ZM6 149V148H5ZM90 149V148H89ZM195 149V150H196ZM145 150V149H144ZM189 150H191V148L189 149ZM194 150V149H193ZM203 150H205L204 148H203ZM3 151V150H2ZM136 151V150H135ZM138 152H139V150H137ZM75 152V151H74ZM228 152H230V150H228ZM2 153V152H1ZM41 153H43V154H41ZM127 153H128V155H127ZM137 153V152H136ZM135 153V154H136ZM196 153V152H195ZM140 154V153H139ZM197 154V153H196ZM207 154V153H206ZM229 154V153H228ZM232 154V153H231ZM115 156V158H116V163H114L113 164V166H112V172H111V164L112 163H110V158H111V156ZM202 156V155H201ZM232 156V155H231ZM202 158V157H201ZM245 158V157H244ZM199 159H200V157H199ZM205 159H207L206 157H205ZM202 160H204V159H202ZM209 160V159H208ZM230 160V159H229ZM235 160H237L236 158H235ZM91 162H95L96 163V165L94 166V167H91L90 165H91ZM244 162V161H243ZM108 164H110V168H108ZM63 165H60V167L61 166H63ZM93 165V164H92ZM57 166H59V165H57ZM248 167V169L249 168H251V167ZM108 169H110V170H108ZM247 169V170H248ZM262 169H260V170H262ZM251 170V169H250ZM249 170V171H250ZM240 172H241V170H240ZM46 173V172H45ZM246 173V172H245ZM248 173V172H247ZM63 174H65V173H63ZM240 174V173H239ZM243 174V173H242ZM249 174V173H248ZM241 175V174H240ZM213 176V175H212ZM242 176V175H241ZM62 177V176H61ZM210 177V176H209ZM38 178H40V176L38 177ZM154 178H157V179H161V182L163 181V183H164V185H166V186H168V188L169 187H174V190H172L173 191V194H172V196H174V200L175 201H171V203L168 201V199H166L167 197H166V195H165V193H166V191H164V189L162 188V187H160L161 189H155V187L152 185V181H153V179ZM211 179V178H210ZM44 180V179H43ZM48 180V179H47ZM105 180V179H104ZM104 183V182H103ZM102 183V184H103ZM92 184V185H93ZM154 184V183H153ZM86 185V186H87ZM118 185V184H117ZM116 186V185H115ZM162 186V185H161ZM216 186V185H215ZM225 186V187H224ZM227 186H231V185H227ZM89 188H90V186H88ZM114 187V186H113ZM213 187V186H212ZM37 188H38V186H37ZM92 188V187H91ZM167 188V189H168ZM64 189V188H63ZM109 189V188H108ZM229 190H230V188H228ZM229 190H227V193H228V191ZM111 191V190H110ZM168 191V190H167ZM170 191V190H169ZM168 191V192H169ZM85 192V191H84ZM88 192V191H87ZM94 192V191H93ZM132 193V194H133ZM172 193V192H171ZM232 193H233V190H232ZM254 193V192H253ZM64 192L63 191H56V190H47L46 191V201H47V203L50 205V208L51 209H56V208H58L59 207V205H61V200H63V202H64V204L65 205H68L67 207H69L70 206V204H71V202H72V198L68 195V194H65V196H66V198L64 197ZM70 194V193H69ZM85 194V193H84ZM83 194V195H84ZM93 194V193H92ZM216 194V195H217ZM3 195V196H2ZM37 195V194H36ZM38 195H40L41 196V194H38ZM229 196H231V194H228ZM253 195V194H252ZM44 196V195H43ZM222 196V195H221ZM224 196H226V195H224ZM115 197V196H114ZM136 197V198H137ZM169 198H170V196H169ZM217 198H218V196H217ZM2 199V198H1ZM43 199H44V197H43ZM80 199V198H79ZM134 199V198H133ZM234 199V200H233ZM136 200V199H135ZM171 200V199H170ZM22 201V200H21ZM26 201H28V200H26ZM222 201V202H221ZM18 203V202H17ZM63 204V205H64ZM168 205H170L171 207L173 206L174 207V209L176 210V212H173V211H170L169 210V207H168ZM259 205V204H258ZM263 205V204H262ZM261 205V206H262ZM262 207H264V205L262 206ZM171 209V208H170ZM173 209V208H172ZM171 209V210H172ZM31 210V209H30ZM78 210V209H77ZM76 210V211H77ZM140 210V211H141ZM65 213H67L68 211H67V209L65 210V208H64V210H62V209H59L58 211H57V213H58V217H59V219L64 215L63 213L64 212ZM69 211H70V208H69ZM37 212V211H36ZM79 212V211H78ZM180 212V213H179ZM28 213V212H27ZM80 213V212H79ZM36 214H38V213H36ZM73 214V213H72ZM75 214V213H74ZM77 214V213H76ZM82 214V213H81ZM186 214H188V216L186 215ZM78 215V214H77ZM80 215V214H79ZM140 215V214H139ZM174 215V216H173ZM176 215V216H175ZM183 217H186L187 219H185L184 221H182L183 219H182V216ZM211 215H213L214 217H211ZM36 216V217H35ZM34 216V218H32V221L31 222H27V226H25V224H23L26 228H28L30 225L29 224H31V227H29V231H32L33 233H34V235H36L38 238H41L44 242L50 237V235L54 232V226L52 225V226H48L47 225V223H46V215H45V213L44 212H39V214L38 215H35ZM70 216V215H69ZM153 216V217H152ZM172 216H173V218L175 219V222H176V224L177 225H175L174 226V237L173 238H175V240H170L168 237H169V235L166 233V228H168L167 227V225L171 222V218H172ZM17 218H18V216H17ZM172 218V219H173ZM264 218V217H263ZM12 219V218H11ZM15 219V218H14ZM1 220V219H0ZM17 220V219H16ZM3 221V220H2ZM20 221V220H19ZM64 221V220H63ZM6 222V221H5ZM11 222H14V221H11ZM21 223H23V222H21ZM49 224V223H48ZM66 224H68V223H66L65 221H64V226H66V227H68ZM263 224V223H262ZM50 225V224H49ZM264 225V224H263ZM9 226V225H8ZM58 226H60V225H58ZM61 226H62V224H61ZM66 227H64V228H66ZM59 228V227H58ZM187 229V230H186ZM1 230V229H0ZM167 231H168V229H167ZM261 233V234H262ZM32 234V233H31ZM258 234V233H257ZM260 234V233H259ZM260 234V235H261ZM168 235V236H167ZM263 235V237H264V234H262ZM261 235V236H262ZM35 236V237H36ZM230 236V237H231ZM257 237V236H256ZM262 237V238H263ZM211 238V239H210ZM223 237H221L220 238V240L222 239ZM259 238H261V237H259ZM219 239V238H218ZM213 240V239H212ZM215 240V239H214ZM188 241V240H187ZM243 241V242H244ZM252 241V240H251ZM250 241V242H251ZM253 241H254V239H253ZM213 242V241H212ZM148 244V245H145V244ZM248 243V242H247ZM189 244V243H188ZM254 244H255V242H254ZM187 245V244H186ZM185 245V246H186ZM193 246V245H192ZM192 246H187L186 247V250H185V247H184V254L186 255V254H188V255H190V254H193V247ZM195 246V245H194ZM30 247V246H29ZM84 247V246H83ZM203 247H204V249H205V246L203 245ZM202 247V248H203ZM28 248V247H27ZM30 248H32V247H30ZM29 248V249H30ZM206 248H207V246H206ZM8 249V248H7ZM13 249V248H12ZM20 249V248H19ZM28 249V250H29ZM33 251H32V253H30V252H25L26 254L24 255L23 253H22V249L19 251L18 250V248L17 249H15L14 251H13V255H11V257H10V254L8 255V256H6V257H4V258H2L1 259V264H31L32 262H33V260L36 258V255L39 253V252H36L35 250V247H33ZM38 249V248H37ZM164 249L162 250V251H164ZM169 249V248H168ZM167 249V250H168ZM32 250V249H31ZM158 250V249H157ZM160 250V249H159ZM177 250V251H178ZM200 250V249H199ZM12 251V250H11ZM24 251V250H23ZM94 252L95 251V249H92L91 248V250H90V252ZM162 251H160V252H162ZM166 251V250H165ZM172 251H175V250H172ZM176 251V252H177ZM91 252V253H92ZM171 253V252H170ZM205 253V252H204ZM160 254V253H159ZM172 254V253H171ZM176 255L178 254V252L177 253H175ZM197 254V253H196ZM135 255V256H136ZM166 255V254H165ZM77 256V255H76ZM184 256V255H183ZM191 256V255H190ZM189 256V257H190ZM168 257H170V256H168ZM76 259H74L73 261H77V259H78V261L76 262V264H81L80 263V258H78V257H75ZM129 259V258H128ZM158 259H159V256H158ZM197 259H198V264H207V262H209V260H208V258L205 256V255H202V254H200L199 256H197ZM156 260V259H155ZM73 261H71L69 264H75ZM90 261V262H89ZM88 262L86 261L84 264H96V263H94V261H91V260H89ZM97 261V260H96ZM156 261H159V260H156ZM211 261V260H210ZM81 262H83V261H81ZM134 262V261H133ZM159 264H160V261L158 262ZM187 263V262H186ZM98 264V263H97ZM108 264V263H107ZM110 264V263H109ZM125 264V263H124ZM139 264V263H138Z\"/></svg>","mask_w":264,"mask_h":264},{"label":"built area","instance_id":"2783aa9c","mask_svg":"<svg viewBox=\"0 0 264 264\" xmlns=\"http://www.w3.org/2000/svg\"><path fill=\"white\" fill-rule=\"evenodd\" d=\"M9 254H7V251L5 250V248H1L0 249V264H1V259L8 256Z\"/></svg>","mask_w":264,"mask_h":264},{"label":"crops","instance_id":"0c3cea01","mask_svg":"<svg viewBox=\"0 0 264 264\" xmlns=\"http://www.w3.org/2000/svg\"><path fill=\"white\" fill-rule=\"evenodd\" d=\"M65 243H67V242H65ZM64 244V241L61 239L60 241H59V246H61V245H63ZM43 263H44V261H43ZM42 263V264H43Z\"/></svg>","mask_w":264,"mask_h":264}]
</instances>
